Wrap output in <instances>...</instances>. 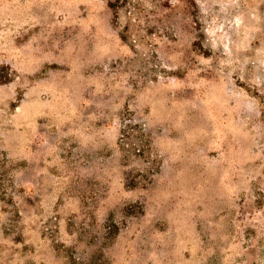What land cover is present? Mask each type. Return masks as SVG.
<instances>
[{"label":"rangeland","instance_id":"1","mask_svg":"<svg viewBox=\"0 0 264 264\" xmlns=\"http://www.w3.org/2000/svg\"><path fill=\"white\" fill-rule=\"evenodd\" d=\"M0 264H264V0H0Z\"/></svg>","mask_w":264,"mask_h":264}]
</instances>
